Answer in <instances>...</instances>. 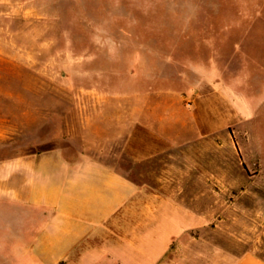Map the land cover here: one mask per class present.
Instances as JSON below:
<instances>
[{
    "label": "rangeland",
    "instance_id": "1",
    "mask_svg": "<svg viewBox=\"0 0 264 264\" xmlns=\"http://www.w3.org/2000/svg\"><path fill=\"white\" fill-rule=\"evenodd\" d=\"M134 116L167 135L166 151L126 152ZM63 144L184 204L153 264L264 259V0H0V166ZM173 213L136 228L146 250L166 245ZM20 231L17 210H0V264ZM123 244L104 264H143Z\"/></svg>",
    "mask_w": 264,
    "mask_h": 264
},
{
    "label": "crops",
    "instance_id": "2",
    "mask_svg": "<svg viewBox=\"0 0 264 264\" xmlns=\"http://www.w3.org/2000/svg\"><path fill=\"white\" fill-rule=\"evenodd\" d=\"M210 102H206L209 113ZM81 115L83 125L92 128L93 117L87 112ZM135 119L127 124L124 145L129 155L144 160L168 149L165 133L146 124L138 126ZM113 141L110 137L105 152L111 151ZM91 150L63 144L1 164L0 210H17L21 221L13 264H104L106 256L117 257L116 249L125 242L134 254L135 247L142 251L143 264H153L183 230V203L137 181L116 162ZM157 210L176 213L162 222L170 239L146 250L142 234L135 231L145 229ZM137 214L142 218L138 226L133 222ZM7 246L0 243V256L5 259ZM233 264H264V259L245 251Z\"/></svg>",
    "mask_w": 264,
    "mask_h": 264
}]
</instances>
